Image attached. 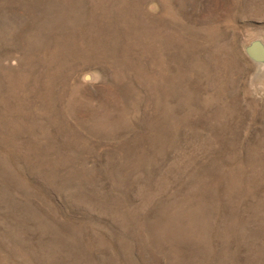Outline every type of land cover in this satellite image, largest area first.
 <instances>
[{
    "label": "rangeland",
    "instance_id": "374dc122",
    "mask_svg": "<svg viewBox=\"0 0 264 264\" xmlns=\"http://www.w3.org/2000/svg\"><path fill=\"white\" fill-rule=\"evenodd\" d=\"M264 0H0V264H264Z\"/></svg>",
    "mask_w": 264,
    "mask_h": 264
},
{
    "label": "water",
    "instance_id": "95a60500",
    "mask_svg": "<svg viewBox=\"0 0 264 264\" xmlns=\"http://www.w3.org/2000/svg\"><path fill=\"white\" fill-rule=\"evenodd\" d=\"M245 52L253 62H264V46L261 42L253 41L249 46L246 47Z\"/></svg>",
    "mask_w": 264,
    "mask_h": 264
}]
</instances>
